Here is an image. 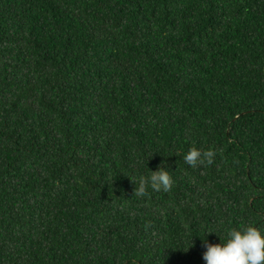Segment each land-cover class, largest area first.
Segmentation results:
<instances>
[{
    "label": "trees",
    "instance_id": "16d2710c",
    "mask_svg": "<svg viewBox=\"0 0 264 264\" xmlns=\"http://www.w3.org/2000/svg\"><path fill=\"white\" fill-rule=\"evenodd\" d=\"M161 165L171 190L134 195ZM244 225L264 0H0V264H205L204 232Z\"/></svg>",
    "mask_w": 264,
    "mask_h": 264
},
{
    "label": "clouds",
    "instance_id": "9594fccd",
    "mask_svg": "<svg viewBox=\"0 0 264 264\" xmlns=\"http://www.w3.org/2000/svg\"><path fill=\"white\" fill-rule=\"evenodd\" d=\"M215 155L216 153L211 149L201 151L197 147H191L183 155V160L187 165L196 168L203 165L205 161L211 164ZM133 182L135 184L134 195L143 197L147 195L149 188L157 192L170 191L174 180L169 170L161 165L157 170L151 171L150 176L141 175ZM224 232L223 240L216 231L204 232L202 239L206 250L202 258L205 264H264V232L254 225L227 227ZM207 233H216L220 238V243H209L205 238ZM190 246L191 242L188 248Z\"/></svg>",
    "mask_w": 264,
    "mask_h": 264
}]
</instances>
